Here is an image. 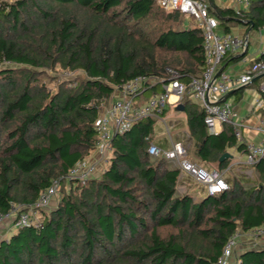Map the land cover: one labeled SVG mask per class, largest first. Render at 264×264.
<instances>
[{"label": "trees", "instance_id": "1", "mask_svg": "<svg viewBox=\"0 0 264 264\" xmlns=\"http://www.w3.org/2000/svg\"><path fill=\"white\" fill-rule=\"evenodd\" d=\"M213 15L222 33L235 22L264 31V0H250L239 14L216 7ZM232 61L227 55L221 68ZM254 61L264 63V52ZM204 62L201 31L155 0H0V65L13 66L0 71V215L13 205L27 210L60 183L56 207L40 211L39 225L17 226L15 216L0 233V264H217L234 236L264 228V158L253 165L255 186L233 178L219 195H179L180 169L148 153L153 118L111 139L99 176L67 179L96 150V120L123 84L167 80L172 69L188 85ZM55 69L82 75L61 81L48 75ZM189 97L179 104L191 155L222 172L228 149L246 153L247 145L230 124L210 134L205 110ZM235 257L234 264H264V242Z\"/></svg>", "mask_w": 264, "mask_h": 264}, {"label": "built area", "instance_id": "2", "mask_svg": "<svg viewBox=\"0 0 264 264\" xmlns=\"http://www.w3.org/2000/svg\"><path fill=\"white\" fill-rule=\"evenodd\" d=\"M158 6L167 12L177 11L183 14L188 20L195 24L203 36L205 52L204 69L199 77H191L188 85L180 81L175 70L167 69L168 79L147 80L144 77L129 81L123 84L110 98L109 105L100 113L96 120L95 127L98 133L97 150L110 151V141L116 134L128 132L139 120L153 118L161 120L165 109L171 105L170 98H176V102L189 94L206 113L205 124L210 134H215V127L219 124H230L234 127V134L237 140L241 141L242 124L237 121V114L233 104L227 99L223 100L232 89L246 87L254 79L264 73L263 62H251L249 66L239 75L222 70L223 59L228 54L246 53L249 47L247 35L237 36L232 33L220 32L219 21L213 12L218 4L223 1L230 5L238 14L250 7V0H155ZM148 82L151 84L148 85ZM155 84L161 85V93L153 95L145 102L140 103L137 97ZM147 87V88H146ZM264 109V80L260 83V97L255 110ZM258 129L264 136V116L259 119ZM170 137V136H169ZM170 147L163 149L157 144L150 143L148 153L152 159L164 158L175 168L189 175L206 194L219 195L230 188L224 178V173L217 170H210L189 158L187 147L169 138ZM247 163L255 164L264 158V137L259 144H247ZM95 165L86 161L76 165L70 172L67 179L77 180L82 184L92 177L95 172ZM60 183L53 184L40 194L37 202L23 211L18 208L16 216L17 226H29L33 222V215L50 206L59 192ZM13 211V208H12ZM11 211V212H12ZM6 216L0 215V221ZM258 243L264 242V228L252 232ZM238 237L234 236L224 247L222 256L217 264H231L235 257V249Z\"/></svg>", "mask_w": 264, "mask_h": 264}, {"label": "crops", "instance_id": "3", "mask_svg": "<svg viewBox=\"0 0 264 264\" xmlns=\"http://www.w3.org/2000/svg\"><path fill=\"white\" fill-rule=\"evenodd\" d=\"M218 7L231 8L230 5H227V3L223 1H221L218 4ZM231 33L237 36L247 35L249 37V42H250L248 50L246 52L247 55L244 57V59L234 61L235 59H238L239 57H241L240 56L241 54H238V55L228 54L232 58L233 61L232 63L229 64L228 68L225 71L231 73L234 76H239L249 66V63L253 62L255 59H257L262 54V52H264V31L262 29L254 30V31H247L246 28L243 26H240V27L236 26L231 29ZM253 41H255L257 46L255 47L251 46ZM252 83L253 84L244 87L241 91H239L240 87H236L232 89L228 97V101L233 104L234 110L237 114V121L242 124V127H241L242 139L241 141L239 140L237 141L243 142L246 145L250 143L259 144L262 142L263 137H264L263 134H261L258 129L259 119L262 116H264V109L260 111L255 110L257 101L260 97V84L257 83L256 81L255 82L253 81ZM152 94H149L146 98L145 96H138L137 101L140 103H143ZM189 98L191 99L193 103H195L196 105H199L197 102L193 100L191 96ZM170 101H171V105L167 108L166 114L161 118V120L160 119L157 120L154 126L153 140L151 143L157 144L163 149H167L170 147L169 138H171L172 141H179L183 143L187 147L189 156H190V153H191L190 149H192V146H193V138L190 135V132L187 126L186 113L178 109L179 103L176 102L175 97L172 96L170 98ZM109 103L110 101L108 102L107 105L103 107L102 111L109 105ZM158 124L161 125L159 129L161 130V132L157 134L155 132H156V128L158 127ZM222 130H223V124L217 125L215 127L214 135L221 133ZM227 153L231 155L230 158H226L230 160V163L227 166V168L224 169L222 172L224 173L226 177L229 176L231 180L233 178H236L237 180L242 182L241 178L237 174V171H241V169L244 168L243 165H246V166L250 165L247 163V160L246 162L243 161V158H246V153H242L238 151L236 147L228 149ZM194 161L198 163L206 164L205 162L197 158H194ZM208 168L210 169V167ZM210 170H216V169H210ZM253 170L255 171L254 167H253ZM257 175L259 178L258 173ZM195 183L199 185L189 175L183 172H180V176H179L178 184H177V189H180V195L189 194V195L194 196L197 200H201L206 195L205 189L204 188L202 189L204 190L203 192L205 193L200 192L198 186H195ZM244 248H249V246H246Z\"/></svg>", "mask_w": 264, "mask_h": 264}, {"label": "rangeland", "instance_id": "4", "mask_svg": "<svg viewBox=\"0 0 264 264\" xmlns=\"http://www.w3.org/2000/svg\"><path fill=\"white\" fill-rule=\"evenodd\" d=\"M231 26H232V28L233 27H240L241 25H240V23H238V22H235V23H231ZM252 47H255V46H257V44L255 43V41H253V43H252V45H251ZM7 67H13L12 65H10L9 63H5V64H1L0 65V71L1 70H3V69H6ZM48 72V75L49 76H51V77H56L58 80H61V81H63V80H71V79H73V78H75V77H77V76H81L82 75V73L81 72H72V71H62V70H58V69H55V70H48L47 71ZM53 89H55V85H54V83L53 84H51L50 85ZM158 87H157V89L156 90H149V91H147L146 93H144L143 94V96H145V98L149 95V94H152V93H154V92H157L158 94H160L161 93V85H157ZM153 96V94L150 96V97H152ZM149 97V98H150ZM160 127H161V125L160 124H158V129L156 128V132L155 133H160L161 132V130H159L160 129ZM191 150V149H190ZM110 157V151H107V150H95L94 152H92L89 156H88V158H86V162H88V163H93L94 165H95V167H96V169H95V172H94V174L92 175V177L93 176H95V177H97V176H99L100 174H101V172L103 171V170H105V168L108 166V158ZM189 158L192 160V161H194V158L192 157V155H191V153H190V156H189ZM157 159H159V158H157ZM155 160V159H154ZM246 160H247V158H243V161L244 162H246ZM200 165H202V166H204V167H206V168H208L209 166L207 165V164H202V163H199ZM170 167H172V168H175V164H170L169 165ZM244 166V168H242L241 169V171H237V174H238V176L241 178V180H242V182L244 183V185L246 186V187H252V186H255V185H257L258 184V175H257V173L253 170V167H252V165H248V166H246V165H243ZM209 169V168H208ZM91 177V178H92ZM224 178H225V180H226V182L229 184V185H231V182H232V180H231V178L228 176V177H226L225 175H224ZM195 186H198V188H199V190H200V192H203L204 190H202L203 189V187L201 186V185H197L196 183H195ZM178 191V194L180 195V189H177ZM203 193H205V192H203ZM58 197H59V192H58V194H57V196H56V198L54 199V201L52 202V204H50V206L49 207H47L46 209H48V210H51L52 208H54V207H56V204H57V200H58ZM18 208H25V207H22V206H19V205H13V211L11 212V215H9L8 217H6V218H3L1 221H0V233L3 231H8L9 230V228H10V226L14 223L13 221H14V218H15V216H16V214H17V212H18ZM45 209V210H46ZM33 222H32V224L34 225V224H36V225H39V222H41L42 221V217H41V215H40V212H38L37 214H34L33 215ZM163 232H165V231H163ZM162 232V233H163ZM253 233L251 232V233H247V234H245V235H243V237L240 239V240H238L237 241V244H236V251H235V256H237L238 254H239V252L244 248V247H246V246H251V247H256L257 246V244L255 245V242L258 240V238H256L254 235H252ZM258 244H261V242L260 243H258ZM245 249V248H244ZM235 263V258L234 259H232V261H231V264H234Z\"/></svg>", "mask_w": 264, "mask_h": 264}, {"label": "water", "instance_id": "5", "mask_svg": "<svg viewBox=\"0 0 264 264\" xmlns=\"http://www.w3.org/2000/svg\"><path fill=\"white\" fill-rule=\"evenodd\" d=\"M245 53H243V54H241L240 56H243ZM223 70V69H222ZM264 77V73L263 74H261L260 76H258V77H256L255 79H254V82L256 81V80H258V79H261V78H263ZM228 97H229V94L228 95H226L225 97H224V99L223 100H226V99H228ZM180 104H179V106H178V109H180ZM231 157V155L229 154V153H225L221 158H220V162H223L226 158H230Z\"/></svg>", "mask_w": 264, "mask_h": 264}]
</instances>
